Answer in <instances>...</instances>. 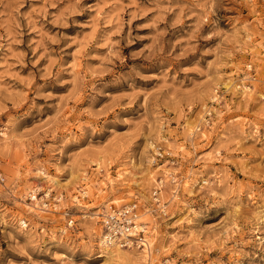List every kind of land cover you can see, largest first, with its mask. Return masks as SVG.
<instances>
[{"label": "rangeland", "instance_id": "1", "mask_svg": "<svg viewBox=\"0 0 264 264\" xmlns=\"http://www.w3.org/2000/svg\"><path fill=\"white\" fill-rule=\"evenodd\" d=\"M0 264H264V0H0Z\"/></svg>", "mask_w": 264, "mask_h": 264}, {"label": "built area", "instance_id": "2", "mask_svg": "<svg viewBox=\"0 0 264 264\" xmlns=\"http://www.w3.org/2000/svg\"><path fill=\"white\" fill-rule=\"evenodd\" d=\"M136 207L126 206L121 209H113L111 213L106 217V229L112 231V234L121 239L125 244H130L133 241L141 240L144 231H138L136 223Z\"/></svg>", "mask_w": 264, "mask_h": 264}, {"label": "bare ground", "instance_id": "3", "mask_svg": "<svg viewBox=\"0 0 264 264\" xmlns=\"http://www.w3.org/2000/svg\"><path fill=\"white\" fill-rule=\"evenodd\" d=\"M47 178L48 177H46V179ZM105 223H106V220H105ZM137 227H138L137 228L138 231H144L145 230V227L139 228V225ZM138 236L141 237L142 235L141 234H138ZM102 237H103V245L105 247V250L109 251L110 253H112L113 255H115L116 257H118V260L119 259H121V260L123 259V260L128 261V263L129 262L132 263V262H138V261L140 262L141 259H143L142 256H140V257H137V256H133L132 257V256H128V255H126V257L121 256L120 255L122 253L121 252V249H122L121 247H123L124 244H122V240H120L119 237L116 238L112 234V231H109V232L105 233V236H102ZM137 241L140 242V243H143V245L146 246L145 247V251H144L145 252V257L148 256V254L146 255V253H150L151 244L150 243H147V240L146 239H142L143 242L141 240H137ZM112 248H113V250H112Z\"/></svg>", "mask_w": 264, "mask_h": 264}]
</instances>
